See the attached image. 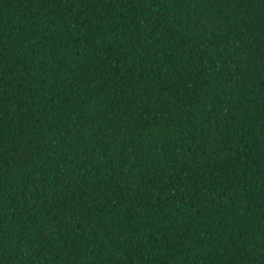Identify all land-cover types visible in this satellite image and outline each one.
Instances as JSON below:
<instances>
[{
  "label": "trees",
  "instance_id": "16d2710c",
  "mask_svg": "<svg viewBox=\"0 0 264 264\" xmlns=\"http://www.w3.org/2000/svg\"><path fill=\"white\" fill-rule=\"evenodd\" d=\"M0 264H264V0H0Z\"/></svg>",
  "mask_w": 264,
  "mask_h": 264
}]
</instances>
